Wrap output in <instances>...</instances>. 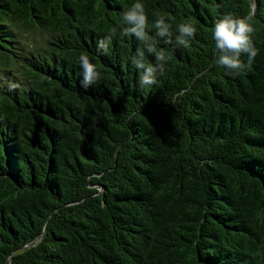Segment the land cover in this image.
<instances>
[{
  "label": "trees",
  "instance_id": "trees-1",
  "mask_svg": "<svg viewBox=\"0 0 264 264\" xmlns=\"http://www.w3.org/2000/svg\"><path fill=\"white\" fill-rule=\"evenodd\" d=\"M132 3L0 0V264H264V0H144L149 38L172 25L150 87ZM225 14L254 29L236 75L214 62Z\"/></svg>",
  "mask_w": 264,
  "mask_h": 264
},
{
  "label": "clouds",
  "instance_id": "clouds-1",
  "mask_svg": "<svg viewBox=\"0 0 264 264\" xmlns=\"http://www.w3.org/2000/svg\"><path fill=\"white\" fill-rule=\"evenodd\" d=\"M171 18L157 16L152 21L151 27L154 34L150 38L146 29L148 26V16L145 12L144 0H133V3L126 10L120 13V22L125 25L122 29L123 35H134L143 43L142 48H137L136 53L131 57V63L140 73L139 83L143 86L150 87L155 82V74L163 65L167 57L163 50H156L158 38H164V42L168 43L171 39ZM116 31L111 30L102 41L98 42V47L106 49L111 43V35ZM196 27L188 21L178 23L176 25L175 42L185 48L189 46L190 40L194 38ZM254 29L250 22V17H237L232 14H225L217 18L211 30L212 40L215 49V65L221 67L225 73L236 75L244 68L245 64L241 60L242 54L247 55L248 63L254 59L257 50L252 43L251 34ZM154 53L156 64H148L145 62V53ZM79 67L81 69V87L84 89L92 86L100 77L97 65L92 62L87 54L81 53L79 56ZM11 84L10 87H17Z\"/></svg>",
  "mask_w": 264,
  "mask_h": 264
},
{
  "label": "water",
  "instance_id": "water-1",
  "mask_svg": "<svg viewBox=\"0 0 264 264\" xmlns=\"http://www.w3.org/2000/svg\"><path fill=\"white\" fill-rule=\"evenodd\" d=\"M254 9H255V5H254ZM254 9H253V10H254Z\"/></svg>",
  "mask_w": 264,
  "mask_h": 264
}]
</instances>
